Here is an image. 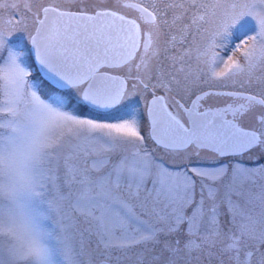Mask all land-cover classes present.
Returning <instances> with one entry per match:
<instances>
[{
    "label": "snow or ice",
    "instance_id": "1",
    "mask_svg": "<svg viewBox=\"0 0 264 264\" xmlns=\"http://www.w3.org/2000/svg\"><path fill=\"white\" fill-rule=\"evenodd\" d=\"M0 264H264V0H0Z\"/></svg>",
    "mask_w": 264,
    "mask_h": 264
}]
</instances>
